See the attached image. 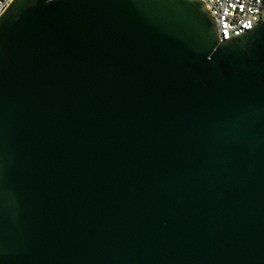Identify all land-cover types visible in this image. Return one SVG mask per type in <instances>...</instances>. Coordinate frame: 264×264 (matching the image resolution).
<instances>
[{"label":"water","instance_id":"1","mask_svg":"<svg viewBox=\"0 0 264 264\" xmlns=\"http://www.w3.org/2000/svg\"><path fill=\"white\" fill-rule=\"evenodd\" d=\"M0 264H264V14L12 0L0 14Z\"/></svg>","mask_w":264,"mask_h":264},{"label":"built area","instance_id":"2","mask_svg":"<svg viewBox=\"0 0 264 264\" xmlns=\"http://www.w3.org/2000/svg\"><path fill=\"white\" fill-rule=\"evenodd\" d=\"M12 0H0V14ZM215 19L220 41L246 32L262 20L264 0H203Z\"/></svg>","mask_w":264,"mask_h":264}]
</instances>
